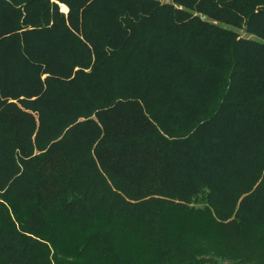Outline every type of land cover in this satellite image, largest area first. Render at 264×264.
<instances>
[{"label":"trees","instance_id":"trees-1","mask_svg":"<svg viewBox=\"0 0 264 264\" xmlns=\"http://www.w3.org/2000/svg\"><path fill=\"white\" fill-rule=\"evenodd\" d=\"M0 264H264V0H0Z\"/></svg>","mask_w":264,"mask_h":264},{"label":"rangeland","instance_id":"rangeland-1","mask_svg":"<svg viewBox=\"0 0 264 264\" xmlns=\"http://www.w3.org/2000/svg\"><path fill=\"white\" fill-rule=\"evenodd\" d=\"M63 11L66 12V10L64 9V7H63Z\"/></svg>","mask_w":264,"mask_h":264},{"label":"bare ground","instance_id":"bare-ground-1","mask_svg":"<svg viewBox=\"0 0 264 264\" xmlns=\"http://www.w3.org/2000/svg\"><path fill=\"white\" fill-rule=\"evenodd\" d=\"M64 7V9H66V7L65 6H63Z\"/></svg>","mask_w":264,"mask_h":264},{"label":"crops","instance_id":"crops-1","mask_svg":"<svg viewBox=\"0 0 264 264\" xmlns=\"http://www.w3.org/2000/svg\"><path fill=\"white\" fill-rule=\"evenodd\" d=\"M62 10H63V6H62ZM68 10V9H67ZM67 12V11H66Z\"/></svg>","mask_w":264,"mask_h":264},{"label":"water","instance_id":"water-1","mask_svg":"<svg viewBox=\"0 0 264 264\" xmlns=\"http://www.w3.org/2000/svg\"><path fill=\"white\" fill-rule=\"evenodd\" d=\"M67 12H68V10H67Z\"/></svg>","mask_w":264,"mask_h":264}]
</instances>
